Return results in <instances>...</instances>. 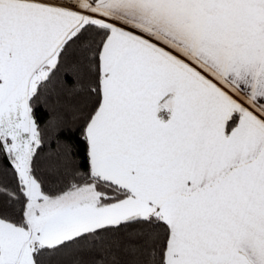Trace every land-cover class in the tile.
Segmentation results:
<instances>
[{
	"label": "snow or ice",
	"instance_id": "1",
	"mask_svg": "<svg viewBox=\"0 0 264 264\" xmlns=\"http://www.w3.org/2000/svg\"><path fill=\"white\" fill-rule=\"evenodd\" d=\"M0 264H264V0H0Z\"/></svg>",
	"mask_w": 264,
	"mask_h": 264
}]
</instances>
